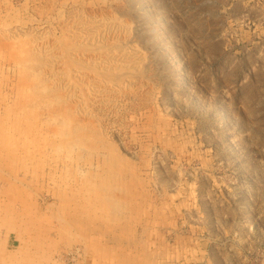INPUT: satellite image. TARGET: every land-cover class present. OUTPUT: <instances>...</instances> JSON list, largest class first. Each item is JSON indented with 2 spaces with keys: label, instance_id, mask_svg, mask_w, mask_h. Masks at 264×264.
<instances>
[{
  "label": "rangeland",
  "instance_id": "374dc122",
  "mask_svg": "<svg viewBox=\"0 0 264 264\" xmlns=\"http://www.w3.org/2000/svg\"><path fill=\"white\" fill-rule=\"evenodd\" d=\"M0 264H264V0H0Z\"/></svg>",
  "mask_w": 264,
  "mask_h": 264
},
{
  "label": "bare ground",
  "instance_id": "6f19581e",
  "mask_svg": "<svg viewBox=\"0 0 264 264\" xmlns=\"http://www.w3.org/2000/svg\"><path fill=\"white\" fill-rule=\"evenodd\" d=\"M173 182V181H172ZM164 189V188H163ZM151 199V198H150ZM40 215V214H39Z\"/></svg>",
  "mask_w": 264,
  "mask_h": 264
}]
</instances>
